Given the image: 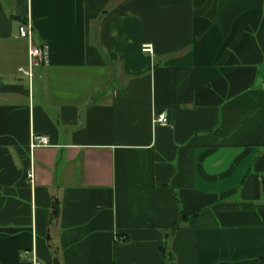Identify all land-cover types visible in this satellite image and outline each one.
I'll return each mask as SVG.
<instances>
[{"label":"crops","instance_id":"crops-1","mask_svg":"<svg viewBox=\"0 0 264 264\" xmlns=\"http://www.w3.org/2000/svg\"><path fill=\"white\" fill-rule=\"evenodd\" d=\"M263 79L264 0H0V264H264Z\"/></svg>","mask_w":264,"mask_h":264},{"label":"built area","instance_id":"built-area-1","mask_svg":"<svg viewBox=\"0 0 264 264\" xmlns=\"http://www.w3.org/2000/svg\"><path fill=\"white\" fill-rule=\"evenodd\" d=\"M17 37L25 39L27 41V63L25 66H19L17 71L25 75L29 80L34 75V67L47 62V52L43 45L36 44L33 40V27L30 19L25 18L19 25L17 30ZM141 50L144 52L152 53L151 43H144L141 45ZM262 88L264 90V79L262 81ZM153 123L166 124L167 113L160 112L153 115ZM48 145L47 137L40 134H31L28 146L33 149L38 146ZM27 177H32L31 169L26 173ZM263 189H264V178H263ZM26 252V251H24ZM36 264V263H35Z\"/></svg>","mask_w":264,"mask_h":264},{"label":"trees","instance_id":"trees-1","mask_svg":"<svg viewBox=\"0 0 264 264\" xmlns=\"http://www.w3.org/2000/svg\"><path fill=\"white\" fill-rule=\"evenodd\" d=\"M180 213H181V218H185L184 212L181 211ZM58 214H59V202L57 201V199H54L51 205L50 220L56 218ZM177 227H178V224H175L170 230V233H168L166 236H169L170 234H172L173 230H175ZM161 251L167 263L174 264V257L170 249L166 245L164 244L162 245ZM52 264H57V261L52 262Z\"/></svg>","mask_w":264,"mask_h":264},{"label":"rangeland","instance_id":"rangeland-1","mask_svg":"<svg viewBox=\"0 0 264 264\" xmlns=\"http://www.w3.org/2000/svg\"><path fill=\"white\" fill-rule=\"evenodd\" d=\"M40 68H38V65H36L35 67H34V78H33V80H32V82H31V85H33L34 86V88H36L37 86L36 85H38L39 86V84H41V83H45V77L44 78H42V75H41V78H38V73L39 72H37L38 70H39ZM52 85L53 86H56V85H59V83L58 82H56L55 80L52 82ZM34 95H35V98L37 97V93H36V90H34Z\"/></svg>","mask_w":264,"mask_h":264}]
</instances>
